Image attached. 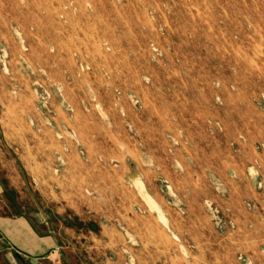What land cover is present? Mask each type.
Returning <instances> with one entry per match:
<instances>
[{
  "label": "rangeland",
  "instance_id": "1",
  "mask_svg": "<svg viewBox=\"0 0 264 264\" xmlns=\"http://www.w3.org/2000/svg\"><path fill=\"white\" fill-rule=\"evenodd\" d=\"M0 264H264V0H0Z\"/></svg>",
  "mask_w": 264,
  "mask_h": 264
},
{
  "label": "crops",
  "instance_id": "2",
  "mask_svg": "<svg viewBox=\"0 0 264 264\" xmlns=\"http://www.w3.org/2000/svg\"><path fill=\"white\" fill-rule=\"evenodd\" d=\"M16 224H18L19 225V228H20V230H19V234L18 235H20L19 237L22 239V240H25L26 238H28V240L30 241V242H32L31 240H36V238L38 237L37 235H36V232L32 229V227H30V225L28 224L27 225V228L29 229H27V228H25L24 226H22V224H21V222H15L14 224H13V226L14 225H16ZM25 224V223H24ZM15 228H13V231H15L14 230ZM23 229V230H22ZM15 234H17V232H14ZM22 233V234H21ZM30 237H32L31 238V240L29 239Z\"/></svg>",
  "mask_w": 264,
  "mask_h": 264
},
{
  "label": "bare ground",
  "instance_id": "3",
  "mask_svg": "<svg viewBox=\"0 0 264 264\" xmlns=\"http://www.w3.org/2000/svg\"><path fill=\"white\" fill-rule=\"evenodd\" d=\"M14 33H16V32H14ZM18 38H19V37H18ZM20 42H21V41H20ZM20 44H21V43H20ZM97 46H98V45H97ZM95 50H96V49H95ZM2 53H3V52H2ZM4 58H5V57H4ZM1 59H2V57H1ZM3 67H4V66H3ZM3 67H2V68H3ZM102 118H103V117H102ZM175 199H176V198H175Z\"/></svg>",
  "mask_w": 264,
  "mask_h": 264
}]
</instances>
